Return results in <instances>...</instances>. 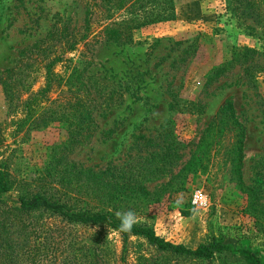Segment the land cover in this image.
I'll list each match as a JSON object with an SVG mask.
<instances>
[{
    "label": "rangeland",
    "instance_id": "obj_1",
    "mask_svg": "<svg viewBox=\"0 0 264 264\" xmlns=\"http://www.w3.org/2000/svg\"><path fill=\"white\" fill-rule=\"evenodd\" d=\"M96 3L89 39L73 52L67 51V39L55 45L63 61L54 75L64 84L75 69L85 72L98 101L99 133L90 145L65 152L63 123L49 120L38 129L20 125L24 115L20 110L9 113L0 86V160L8 159L14 179L26 182L23 190L32 192L52 181L60 162L63 172L71 163L95 172L122 169L153 197L143 192L150 199L144 200L143 208L122 205L119 211H135L138 223L158 236L190 249L224 241L264 258V0H174L176 20L133 30L132 42L109 40L107 35V29L128 14L102 0ZM144 7L149 10L150 5ZM86 8L84 0H0V73L17 65L22 50L56 28L82 37ZM245 49L256 53L220 74L229 68L234 53ZM40 62L33 64L41 66L29 79L34 93L47 83L46 64ZM69 98L67 88H56L51 96L62 103ZM227 102L234 103L246 129L242 166L235 127L223 122L220 130L205 133ZM199 150L187 179L164 187ZM176 153L184 156L178 168ZM162 157H167L165 162ZM196 191L208 195L207 211L193 209ZM65 192L57 188L51 193ZM18 195L14 191L5 198ZM91 206L97 210L99 204ZM48 224L68 243L74 241L63 257L75 254L81 263L91 262L100 249V264H223L159 253L140 238H131L124 253L118 232L66 227L53 220Z\"/></svg>",
    "mask_w": 264,
    "mask_h": 264
},
{
    "label": "trees",
    "instance_id": "obj_2",
    "mask_svg": "<svg viewBox=\"0 0 264 264\" xmlns=\"http://www.w3.org/2000/svg\"><path fill=\"white\" fill-rule=\"evenodd\" d=\"M84 1L87 3V10L82 37L78 39L71 36L67 29L56 28L46 38L22 50L19 53L17 65L0 73V86L4 92L9 113L20 110L24 120L19 124L22 126L29 124L35 129L49 120L63 123L68 146L65 152L90 145L101 129L96 117L98 101L88 85L85 72L75 69L73 75L64 84L57 82L54 75V69L63 61V55L56 54L55 45L67 39V51L73 52L79 44L90 37L92 21L99 5L96 3L98 0ZM102 3L114 5L116 10L125 11L124 13L128 14L121 23H115L113 27L107 29L109 40L122 38L132 42L130 34L133 30L172 22L177 18L174 0H102ZM138 5L142 7L137 9ZM144 5H150L149 10ZM250 53L256 52L249 49L237 50L229 68L222 69L220 74L235 67L242 57H249ZM39 59L41 64H46L43 65V69L46 72L47 83L44 88L34 93L33 82L29 79L31 73L34 70L36 72L41 66L33 65L37 64ZM56 88L62 90L67 88L71 98L64 103L60 102V99L52 100L51 96ZM25 96L28 97L25 99ZM223 122L229 123L238 131L236 144L240 166H242L246 129L237 118L233 102H227L221 108L205 133L217 128L220 130V124ZM206 138V135L202 138L200 146H204ZM72 146H75L74 149ZM200 153H202L201 150L196 154L193 153L191 161L182 167L164 187H173L175 183L187 179L197 165ZM174 156H176L178 168L184 156L181 153H176ZM166 158L162 157L161 162H165ZM60 166H62L61 162L56 165L54 173L56 175L51 182L43 185L40 191L32 192L23 190L26 182L18 183L14 179L9 160L6 158L0 160V264H100L103 257L100 249L94 251L89 263H81L75 254L63 257L70 248L73 249L74 241L68 243V238L61 235L60 230L48 224L50 220L58 221L66 227H104L118 232L122 237L124 253L127 251L131 238H140L159 253L178 258L203 262L218 260L223 264H264V258L257 253L224 241L214 240L196 249H190L158 236L156 231L146 224L136 223L130 232H121L118 230L119 220L115 213L122 205H142L144 200H150L148 195L145 196L148 193L147 188L136 179L123 175L121 173L123 170L116 167L95 172L83 165L71 163L70 166L66 165V171L63 172ZM57 188H63L66 192L59 196L51 193L54 190L57 191ZM14 191L19 194L16 199L5 198ZM174 192L178 193L179 189ZM154 202L158 203L160 199ZM92 203L99 204L97 210L92 208ZM37 217L44 222L37 220ZM256 219L258 224H262L259 217ZM80 250L85 256L88 255L84 252L85 248ZM121 262H126L124 256Z\"/></svg>",
    "mask_w": 264,
    "mask_h": 264
},
{
    "label": "clouds",
    "instance_id": "obj_3",
    "mask_svg": "<svg viewBox=\"0 0 264 264\" xmlns=\"http://www.w3.org/2000/svg\"><path fill=\"white\" fill-rule=\"evenodd\" d=\"M115 215L119 220L118 230L121 232H130L133 226L139 221L135 211L131 209L126 211H117Z\"/></svg>",
    "mask_w": 264,
    "mask_h": 264
},
{
    "label": "built area",
    "instance_id": "obj_4",
    "mask_svg": "<svg viewBox=\"0 0 264 264\" xmlns=\"http://www.w3.org/2000/svg\"><path fill=\"white\" fill-rule=\"evenodd\" d=\"M191 205L196 211H207L210 208L208 195L203 191H196L192 195Z\"/></svg>",
    "mask_w": 264,
    "mask_h": 264
}]
</instances>
